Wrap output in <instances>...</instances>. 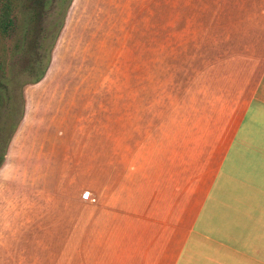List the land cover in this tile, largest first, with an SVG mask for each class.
<instances>
[{"label":"crops","instance_id":"1","mask_svg":"<svg viewBox=\"0 0 264 264\" xmlns=\"http://www.w3.org/2000/svg\"><path fill=\"white\" fill-rule=\"evenodd\" d=\"M152 4L155 20L170 21L155 30L153 51L162 37L186 36L176 54L187 59L188 98L197 102L186 114L177 108L170 124L148 125L146 96L124 94L119 109H107L103 129L81 126L91 138L90 171L83 172L74 157L80 125L72 99L45 97L49 107L41 115L58 119L41 126L50 161L39 181L49 180L48 190L42 186L48 195L59 194L48 258L54 253L57 264H264V0H72L47 75H58L63 64L67 74L80 61L90 68L109 52L108 37L121 23L141 14L146 20ZM21 133L0 169L1 187ZM59 160L68 163L66 172L55 171ZM86 191L92 200L83 198Z\"/></svg>","mask_w":264,"mask_h":264},{"label":"rangeland","instance_id":"2","mask_svg":"<svg viewBox=\"0 0 264 264\" xmlns=\"http://www.w3.org/2000/svg\"><path fill=\"white\" fill-rule=\"evenodd\" d=\"M12 1L13 25L6 34L0 31V162L20 129L22 133L17 138L14 151V168L5 171L1 182L3 186H0V264H57L54 253L51 260L48 258L46 241L49 236L57 235V228L53 232L49 226L57 222L58 205L53 204H58L59 194L48 195L42 186L48 190L49 180L39 181L43 178L46 163L50 161L44 156L50 146L41 132V126L58 121L49 122L50 118L41 115L40 109L49 107L50 100L46 98L60 95L72 99L77 114L74 125H80L79 131L74 133L75 162L80 161L82 171L89 172L90 131L81 126L97 125L103 129L107 124V109L114 105L115 109H119L124 94H130L135 99L139 94L146 96L148 125L170 124L171 113L177 115V108L185 114L193 109V103L197 101L188 98L192 93L187 86V59L176 54L177 44L181 47L184 41L183 47L187 45L186 36L162 37L161 49L153 51L155 30L169 28L170 21L155 20L156 6L147 5V19L144 20L141 14L138 20L121 23L115 36L108 37L109 52L99 54L98 62H89L90 68L85 67L88 61L75 62L74 69L68 70L67 74L61 73L63 67L68 68L67 64H63L58 75L53 77L47 73L72 0ZM181 27L186 28L185 24ZM144 32L146 36L142 37ZM83 39L78 37L76 44H82ZM144 43L147 44L146 53L140 52V45ZM171 46H176V49L172 50ZM172 59L180 60L172 66ZM46 75L49 77L44 85L35 89V85ZM142 76L145 77L144 83H140ZM65 89L68 90L66 93ZM36 90L38 93L34 98ZM130 102L132 107L134 104L137 107L138 101ZM66 123H72L71 117L66 118ZM99 136L100 140L105 139V133H99ZM38 144L41 150L37 149ZM33 145L35 151L26 150ZM63 149L62 153L65 152ZM61 152L57 156L60 157ZM67 167V162L59 160L55 171L65 168L66 172ZM69 168L74 171V164L69 163Z\"/></svg>","mask_w":264,"mask_h":264},{"label":"trees","instance_id":"3","mask_svg":"<svg viewBox=\"0 0 264 264\" xmlns=\"http://www.w3.org/2000/svg\"><path fill=\"white\" fill-rule=\"evenodd\" d=\"M13 8H14V4L12 0H2L1 1V8H0V31L3 34L8 33L10 27H12L13 25ZM45 73V72H44ZM43 73V75H44ZM43 75L38 78L35 83L39 82L40 79L43 77ZM5 154H3V156L1 157V162H0V168L3 166L4 164V160H5Z\"/></svg>","mask_w":264,"mask_h":264},{"label":"built area","instance_id":"4","mask_svg":"<svg viewBox=\"0 0 264 264\" xmlns=\"http://www.w3.org/2000/svg\"><path fill=\"white\" fill-rule=\"evenodd\" d=\"M83 198L86 199V200H90V199L92 200L90 191L84 192Z\"/></svg>","mask_w":264,"mask_h":264}]
</instances>
